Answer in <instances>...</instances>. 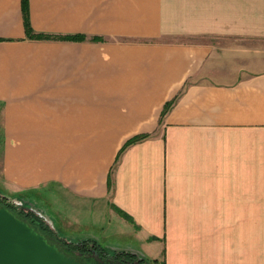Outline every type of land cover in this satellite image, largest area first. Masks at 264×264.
Returning <instances> with one entry per match:
<instances>
[{"label":"crops","instance_id":"obj_1","mask_svg":"<svg viewBox=\"0 0 264 264\" xmlns=\"http://www.w3.org/2000/svg\"><path fill=\"white\" fill-rule=\"evenodd\" d=\"M21 2L0 0V196L46 190L60 225L92 206L95 243L155 264H264V0H27L49 40Z\"/></svg>","mask_w":264,"mask_h":264},{"label":"water","instance_id":"obj_2","mask_svg":"<svg viewBox=\"0 0 264 264\" xmlns=\"http://www.w3.org/2000/svg\"><path fill=\"white\" fill-rule=\"evenodd\" d=\"M0 264L85 263L59 247L36 224L0 205Z\"/></svg>","mask_w":264,"mask_h":264},{"label":"rangeland","instance_id":"obj_3","mask_svg":"<svg viewBox=\"0 0 264 264\" xmlns=\"http://www.w3.org/2000/svg\"><path fill=\"white\" fill-rule=\"evenodd\" d=\"M1 191V190H0ZM46 191V190H45ZM45 191L36 192V193H29L32 195L31 200L32 202H26L24 199L28 198V194L24 197V199H20V197L16 198H6L7 202H5L4 206L11 205L12 203H20L23 207H26L29 210H36L40 211L44 217L49 222L51 229L57 231L59 237L65 239L68 243H78L84 240H92L96 241V231L99 234V230H96V218L100 219L102 217L101 213L96 214V210L91 206L89 209V213L85 214H77L80 217L81 223L80 224H72L69 221L64 222L62 225L59 224L60 216L57 218L55 215H59V202H56L55 198L53 200V206H51V202L47 200L48 194ZM23 193V192H22ZM22 193L18 194L21 195ZM2 198H0L1 200ZM4 199V198H3ZM62 200V199H61ZM60 200V202H61ZM6 201V200H5ZM81 208V204L79 205ZM86 206V205H85ZM77 208V207H76ZM78 208V209H79ZM93 208V209H92ZM70 209H74L71 207ZM109 216L107 214L104 215V219H107ZM40 218L42 216L40 215ZM59 220V221H58ZM62 228V229H61ZM112 228H108V232H111ZM52 239V238H51ZM55 243L60 242L55 238L52 240ZM59 244V243H58ZM61 246V245H59Z\"/></svg>","mask_w":264,"mask_h":264},{"label":"trees","instance_id":"obj_4","mask_svg":"<svg viewBox=\"0 0 264 264\" xmlns=\"http://www.w3.org/2000/svg\"><path fill=\"white\" fill-rule=\"evenodd\" d=\"M21 5H22L23 24H24V30H25L26 36L28 38H30V39H38V40H49V39L53 38L50 35L34 34L33 33V30H32V28L30 27V24H29L27 0H22ZM59 39H62V40H72V39L83 40L84 37L83 36H79V37L65 36V37H60ZM170 105H171V102H168L165 105L164 110L162 112V115H164L168 111ZM143 137H145V136H136V137H133V138L127 140L126 143L121 148V150L119 151V153H122V151L127 146L137 142L138 140H140ZM1 140H2V134H0V142H1ZM28 193L29 192H26V193L21 194V195H17V197L18 196L19 197H25ZM4 200H6V202H7L6 198H4ZM11 205H6V207L11 212L16 214L18 217H20L22 219H25L26 221H31L33 224H36L42 231H44L46 233V235L49 238H52L51 240H53V239L55 240V238L57 240H59L60 241V242H58L59 244L58 243H56V244L58 246L61 245L59 247H61L65 251L68 250V249L72 250V251H75V252H88V251H90V252H96L97 255H103L104 253L107 254V252H108V251H106L104 248H102L101 246H99L97 243H95L92 240H84V241H81V242H78V243H71V242L68 243L65 239L59 237V235L56 232H54L52 229H50L40 217H37L32 212H28V214H29L28 216H30L34 220L33 221L27 215H26L27 216L26 217L25 215H22V213H19L18 211L14 210L11 207ZM127 219H128V221H130L129 218H127ZM66 252H68V251H66ZM69 254H73V253H69ZM112 254L113 255L116 254V255H118L120 257H127L129 260H135V258H136L139 261V264H155L156 263V261H148L147 259L136 257L135 255H132V254L127 253V252H114Z\"/></svg>","mask_w":264,"mask_h":264},{"label":"flooded vegetation","instance_id":"obj_5","mask_svg":"<svg viewBox=\"0 0 264 264\" xmlns=\"http://www.w3.org/2000/svg\"><path fill=\"white\" fill-rule=\"evenodd\" d=\"M0 198H2L0 200V205H3L4 206V204H5L6 201L3 199L4 197L0 196ZM12 205H11V207L14 210L18 211L19 213H22V215H25V216L27 215L28 216L29 215L28 212L34 213L37 217H40V215H41L36 210H34V211L33 210H29L26 207H23L18 202L15 203V204H12ZM28 217H30V216H28ZM46 225L51 229V227L48 224H46ZM66 251H68L67 253H73L72 255L78 256L79 259L81 261H83L85 264H118L119 262H122L124 264H139V261L136 258H135V260H129L127 257H120V256H118L116 254L113 255L112 253H114V252H110V251H108L107 254L104 253L103 255H97L96 252H90V251H88V252H75V251H72V250H69V249L66 250ZM132 255H135V254H132ZM136 257H138V256H136Z\"/></svg>","mask_w":264,"mask_h":264}]
</instances>
